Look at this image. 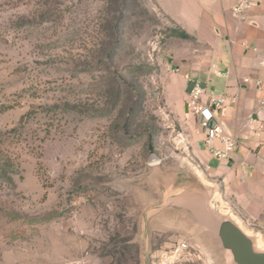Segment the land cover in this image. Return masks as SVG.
Here are the masks:
<instances>
[{
    "label": "rangeland",
    "instance_id": "obj_1",
    "mask_svg": "<svg viewBox=\"0 0 264 264\" xmlns=\"http://www.w3.org/2000/svg\"><path fill=\"white\" fill-rule=\"evenodd\" d=\"M177 32L157 0H0V264H234L170 106Z\"/></svg>",
    "mask_w": 264,
    "mask_h": 264
},
{
    "label": "crops",
    "instance_id": "obj_2",
    "mask_svg": "<svg viewBox=\"0 0 264 264\" xmlns=\"http://www.w3.org/2000/svg\"><path fill=\"white\" fill-rule=\"evenodd\" d=\"M157 1L178 31L168 51L169 68L179 69L178 85L168 88L177 94L172 111L186 116L196 84L208 94L228 97L219 119L239 144L229 160L217 159L199 132L193 154L207 169L204 183L213 187L214 199L220 196L217 201L230 205L238 224H251L255 237L264 238V0H248L254 6L243 13L246 20L233 12L245 0Z\"/></svg>",
    "mask_w": 264,
    "mask_h": 264
},
{
    "label": "built area",
    "instance_id": "obj_3",
    "mask_svg": "<svg viewBox=\"0 0 264 264\" xmlns=\"http://www.w3.org/2000/svg\"><path fill=\"white\" fill-rule=\"evenodd\" d=\"M253 6V3L245 0L236 6L233 12L241 20H246L243 13L252 9ZM169 70L173 73L179 72V69L169 68ZM227 104V96L208 94L203 85L196 84L188 94L186 116L192 115L198 119L200 130L205 135L204 144L215 158L221 160H229L239 144L236 135L229 131L219 119ZM187 248L186 243L181 246V249Z\"/></svg>",
    "mask_w": 264,
    "mask_h": 264
},
{
    "label": "water",
    "instance_id": "obj_4",
    "mask_svg": "<svg viewBox=\"0 0 264 264\" xmlns=\"http://www.w3.org/2000/svg\"><path fill=\"white\" fill-rule=\"evenodd\" d=\"M185 110L187 113V103ZM188 178L191 180H188L187 183L190 182L195 186V179L191 176ZM196 180H198L197 186L202 185L198 178ZM210 225L211 232L221 248L232 257L234 264H264V251L257 249L256 237L253 239V236L245 233L230 215L222 213L214 215Z\"/></svg>",
    "mask_w": 264,
    "mask_h": 264
},
{
    "label": "bare ground",
    "instance_id": "obj_5",
    "mask_svg": "<svg viewBox=\"0 0 264 264\" xmlns=\"http://www.w3.org/2000/svg\"><path fill=\"white\" fill-rule=\"evenodd\" d=\"M155 162V161H154ZM241 226V228L243 229L242 225L239 224ZM244 230V229H243ZM245 233H247L245 230H244ZM248 234V233H247ZM257 249H261V243L258 241L257 242V245H256Z\"/></svg>",
    "mask_w": 264,
    "mask_h": 264
},
{
    "label": "trees",
    "instance_id": "obj_6",
    "mask_svg": "<svg viewBox=\"0 0 264 264\" xmlns=\"http://www.w3.org/2000/svg\"><path fill=\"white\" fill-rule=\"evenodd\" d=\"M178 35H179L181 38H184V39L187 38V36H186L184 33H179Z\"/></svg>",
    "mask_w": 264,
    "mask_h": 264
}]
</instances>
